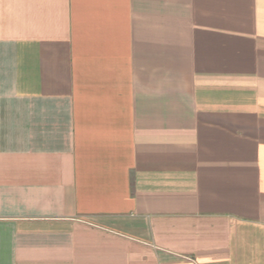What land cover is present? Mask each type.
<instances>
[{"label":"crops","instance_id":"obj_1","mask_svg":"<svg viewBox=\"0 0 264 264\" xmlns=\"http://www.w3.org/2000/svg\"><path fill=\"white\" fill-rule=\"evenodd\" d=\"M0 264H264V0H0Z\"/></svg>","mask_w":264,"mask_h":264}]
</instances>
